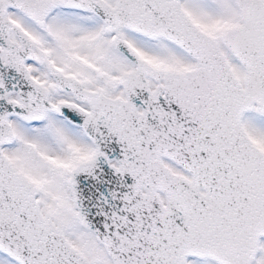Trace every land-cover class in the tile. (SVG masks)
<instances>
[{
  "label": "snow or ice",
  "instance_id": "obj_1",
  "mask_svg": "<svg viewBox=\"0 0 264 264\" xmlns=\"http://www.w3.org/2000/svg\"><path fill=\"white\" fill-rule=\"evenodd\" d=\"M0 264H264V0H0Z\"/></svg>",
  "mask_w": 264,
  "mask_h": 264
}]
</instances>
